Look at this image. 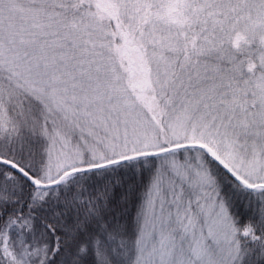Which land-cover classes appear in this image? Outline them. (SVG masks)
Returning a JSON list of instances; mask_svg holds the SVG:
<instances>
[{
    "label": "snow or ice",
    "instance_id": "obj_1",
    "mask_svg": "<svg viewBox=\"0 0 264 264\" xmlns=\"http://www.w3.org/2000/svg\"><path fill=\"white\" fill-rule=\"evenodd\" d=\"M0 264H264V0H0Z\"/></svg>",
    "mask_w": 264,
    "mask_h": 264
}]
</instances>
